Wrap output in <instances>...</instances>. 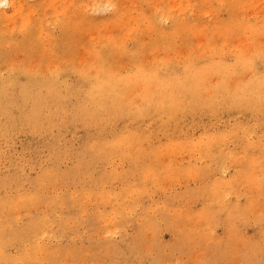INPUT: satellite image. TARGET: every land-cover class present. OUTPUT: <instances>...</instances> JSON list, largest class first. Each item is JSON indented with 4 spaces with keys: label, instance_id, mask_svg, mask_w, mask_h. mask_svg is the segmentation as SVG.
Returning <instances> with one entry per match:
<instances>
[{
    "label": "rangeland",
    "instance_id": "1",
    "mask_svg": "<svg viewBox=\"0 0 264 264\" xmlns=\"http://www.w3.org/2000/svg\"><path fill=\"white\" fill-rule=\"evenodd\" d=\"M175 2L0 0V264H264V0Z\"/></svg>",
    "mask_w": 264,
    "mask_h": 264
},
{
    "label": "bare ground",
    "instance_id": "2",
    "mask_svg": "<svg viewBox=\"0 0 264 264\" xmlns=\"http://www.w3.org/2000/svg\"><path fill=\"white\" fill-rule=\"evenodd\" d=\"M9 1H10V0H9ZM168 1H170V0H168ZM171 1H172V0H171ZM177 1H178V0H177ZM184 1H185V0H184ZM6 2H7V1H6ZM109 2H110V0H109ZM114 2H115V1H114ZM119 2H120V1H119ZM179 2H181V1L179 0ZM182 2H183V0H182ZM182 2H181V3H182ZM254 2H255V1H254ZM259 2H260V1H259ZM259 2H258V3H259ZM4 3H5V2H4ZM9 3H10V2H9ZM11 3H12V0H11ZM13 3H14V2H13ZM175 3H176V2H175ZM177 3H178V2H177ZM177 3H176V5L178 6V8H180L181 3H180V4H177ZM168 4H169V3H168ZM234 4H235V3H234ZM237 4H239V3H237ZM11 5H13V4H11ZM111 5H112V4H111ZM117 5H118V4H117ZM182 5H183V3H182ZM254 5H255V4H254ZM256 5H257V4H256ZM262 5H263V4H262ZM87 6H88V5H87ZM164 6H165V5H164ZM174 6H175V5H174ZM177 6H175L176 8L174 7L175 10H177ZM235 6H236V5H235ZM92 7H93V5H92ZM96 7H98V6H96ZM171 7H172V6H170V8H171ZM181 7H183V6H181ZM13 8H14V7H13ZM101 8H102V7H101ZM15 9H16V8H15ZM86 9H87V8H86ZM98 9H99V8H98ZM103 9H104V8H103ZM167 9H168V8H167ZM172 9H173V7H172ZM180 9H182V8H180ZM135 10H136V9H135ZM169 10H171V9H169ZM75 11H76V10H75ZM132 11H133V10H132ZM147 11H148V10H147ZM157 11H159V10H157ZM160 11H162V10H160ZM173 11H174V10H173ZM173 11H171V12H173ZM4 12H5V11H4ZM86 12H87V11H86ZM135 12H136V11H135ZM183 12H184V11H183ZM74 13H75V12H74ZM113 13H114V12H113ZM131 13H132V12H131ZM156 13H157V12H156ZM238 13H239V12H238ZM76 14H77V12H76ZM161 14H162V13H161ZM161 14H160V15H161ZM256 14H257V13H256ZM256 14H255V15H256ZM259 14H260V16H264V11L261 10V12H260ZM259 14H258V15H259ZM123 15H124V14H123ZM133 15H134V14L132 13V15L129 16L130 20H131V19L133 20L134 17L136 16V15H134V16H133ZM156 15H157V14H156ZM158 15H159V14H158ZM163 15H165V16L168 15V16H169V14H167V15H166V14H163ZM75 16H76V15H75ZM75 16H74V18H75ZM132 16H133V18H132ZM165 16H164V17H165ZM168 16H167V17H168ZM171 16H172V15H171ZM260 16H259V17H260ZM136 17H137V16H136ZM159 17H160V16H159ZM70 18H71V17H70ZM121 18L123 19V17H121ZM160 18H163V17H160ZM165 18H166V17H165ZM72 19H73V17L71 18V20H72ZM80 19H81V18H80ZM85 19H86V18H85ZM113 19L115 20V18H113ZM119 19H120V18H119ZM135 19H136V18H135ZM135 19H134V20H135ZM210 19H211V18H210ZM68 20H69V19H68ZM105 20H106V19H105ZM111 20H112V19H111ZM132 20H131V21H132ZM134 20H133V21H134ZM160 20H161V19H160ZM262 20H263V19H262ZM28 21H29V19L27 20V18H26V21H24V23H25V22L28 23ZM66 21H67V20H66ZM118 21H119V20H118ZM135 21H136V20H135ZM146 21H147V20H146ZM148 21H150V20H148ZM263 21H264V20H263ZM68 22H69V21H68ZM107 22H108V20H107ZM107 22H106V23H107ZM114 22H115V21H114ZM116 22H117V21H116ZM116 22H115V23H116ZM119 22H120V21H119ZM125 22H126L125 24H127V20H126ZM128 22H129V21H128ZM64 23H65V22H64ZM66 23H67V22H66ZM100 23H101V22H100ZM104 23H105V22H104ZM132 23H133V22H132ZM136 23H137V22H136ZM148 23H149V22H148ZM148 23H147V24H148ZM116 24H117V23H116ZM123 24H124V22H123ZM125 24H124V25H125ZM23 25H24V27L26 26V24H23ZM66 25H67V24H66ZM93 25H94V23H93ZM100 25H101V27H102V24H100ZM106 25H107V24H106ZM124 25H123V26H124ZM130 25H131V24H130ZM130 25H128V26L126 25V26L129 27ZM72 26H73V25H72ZM120 26H122V25H120ZM131 26H132V25H131ZM148 26H149V25H148ZM151 26H152V25H151ZM151 26H149V27L151 28ZM159 26H160V25H159ZM237 26H238V25H237ZM106 27H107V26H106ZM110 28H111V27H110ZM112 28H113V27H112ZM130 28H132V27H130ZM130 28H128V29H130ZM147 28H148V27H147ZM150 28H148V30H149ZM26 29H27V28H26ZM137 29H138V26H137ZM141 29H142V28H141ZM141 29H140V30H141ZM151 29H152V28H151ZM153 29H154V28H153ZM229 29H230V28H229ZM79 30H80V29H79ZM142 30H143V29H142ZM144 30H145V29H144ZM144 30H143V31H144ZM179 30H180V29H179ZM107 31H108V30H107ZM111 31H112V30H111ZM130 31H131V30H130ZM130 31H129V32H130ZM227 31H228V30H227ZM29 32H30V30H29ZM129 32H127V34H128ZM134 32H136V31L134 30ZM134 32H133V33H134ZM145 32H146V31H145ZM93 34H94V33H93ZM95 34H96V33H95ZM114 34H115V33H114ZM119 35H120V34L118 33V36H119ZM100 36H101V35H100ZM102 36H103V35H102ZM114 36H117V35H114ZM121 36H122V35H121ZM97 37H98V38H103V37H99L98 35H97ZM119 37H120V36H119ZM107 38H109V40L112 42V40H113L115 37L113 38V36L110 37V35H109V36H107ZM111 38H113V39H111ZM123 39H124V38H123ZM123 39L121 38L122 41H123ZM243 39H244V38H243ZM98 41H99V40H98ZM116 41H117V39H116ZM116 41H115V39H114L113 42L115 43ZM102 42H103V41H102ZM102 42H100V44H101ZM113 42H112V43H113ZM116 43H117V42H116ZM96 44H97V43H96ZM100 44H99V45H100ZM198 44H199V41H198ZM115 45H116V44H115ZM111 46H112V45H111ZM117 46H118V45H117ZM114 47H115V46H114ZM120 48H121V47H120ZM120 48H119V49H120ZM122 48H123V47H122ZM124 48H126V47L124 46ZM124 48H123V49H124ZM120 50H121V49H120ZM125 50H126V49H125ZM125 50H124V51H125ZM244 51H245V50H244ZM97 52H98V51H97ZM161 52H162V51H161ZM240 52H241V50H240ZM246 56H247V55H246ZM246 56H245V58H246ZM84 58H85V57H84ZM84 58H83V59H84ZM221 58H222V57H221ZM59 59H60V58H59ZM219 59H220V58H219ZM97 60H98V59H97ZM171 60H172V59H171ZM204 60H205V59H204ZM167 62H168V60H167ZM174 62H176V61H174ZM177 62H178V61H177ZM189 62H190V61H189ZM199 62H200V61H199ZM89 63H90V62H89ZM193 63H194V62H193ZM197 63H198V62H197ZM197 63H196V64H197ZM94 64H95V63H94ZM184 64H185V63H184ZM261 64H262V63H261ZM189 65H190V64H189ZM189 65H188V66H189ZM234 65H235V64H234ZM134 66H135V65H134ZM186 66H187V64L185 65V67H186ZM149 67H150V66H149ZM152 68H153V66H152ZM169 68H171V67H169ZM178 68H179V67H178ZM219 68H220V67H219ZM141 69H142V68H141ZM184 69H185V68H184ZM184 69H183V70H184ZM165 70H166V69H165ZM179 70H180V69H179ZM183 70H182V72H183ZM152 71H153V70H152ZM159 71H160V73H161V70H159ZM180 71H181V70H180ZM137 72H138V71H137ZM116 73H117V72H116ZM147 73H148V72H147ZM169 73H170V72H169ZM119 74H120V73H119ZM164 74H166V73H164ZM258 74H259V73H258ZM122 76H123V74H122ZM128 76H129V75H128ZM154 76H155V75H154ZM198 76H199V75H198ZM174 77H175V76H174ZM121 78H122V77H121ZM123 78H124V77H123ZM140 78H141V77H140ZM142 78H143V77H142ZM142 78H141V79H142ZM147 78H148V77H147ZM199 78H200V77H199ZM207 78H208V77H207ZM125 79H126V78H125ZM250 79H251V78H250ZM121 80H122V79H121ZM167 80H168V79H167ZM188 80H190V78H189ZM216 80H217V79H216ZM89 82H90V81H89ZM89 82H88V83H89ZM184 82H185V81H184ZM184 82L182 83L183 85L185 84ZM189 82H191V81H189ZM189 82H188V83H189ZM128 83H129V82H128ZM157 83H158V81H157ZM188 83H187V84H188ZM200 83H201V82H200ZM260 83H261V82H260ZM132 84H133V83H132ZM154 84H155V83H154ZM189 84H190V83H189ZM239 84H240V83H239ZM241 84H242V83H241ZM183 85H182V86H183ZM198 85H199V84H198ZM247 85H248V84H247ZM263 85H264V84H263ZM166 86H167V85H166ZM234 86H235V85H234ZM257 86H258V85H257ZM260 86H261V85H260ZM153 87H154V86H153ZM183 87H184V86H183ZM220 87H222V86H220ZM262 87H263V86H262ZM155 88H156V87H155ZM167 88H169V87H167ZM179 88H180V87H179ZM138 89H139V88H138ZM151 89H152V88H151ZM170 89H173V88L171 87ZM245 89H246V88H245ZM162 90H163V89H162ZM182 90H183V89H182ZM223 90H224V88H223ZM229 90H230V89H229ZM229 90H228V91H229ZM158 91H159V89H158ZM220 91H221V90H220ZM220 91H219V92H220ZM154 92H155V91H154ZM182 92H183V91H182ZM163 93H164V92H163ZM224 93H225V92H224ZM229 93H230V92H229ZM130 94H131V93H130ZM164 95H168V93H167V94H164ZM191 95H192V94H191ZM224 97H225V96H224ZM142 101H143V100H142ZM149 101H151V100L149 99ZM114 102H115V101H114ZM144 102H145V101H144ZM144 102H143V103H144ZM228 103H229V102H228ZM242 121H243V120H242ZM242 121H241V122H242ZM243 129H244V128H243ZM116 130H117V129H116ZM125 140H126V139H125ZM146 179H147V178H146ZM217 228H218V227H217Z\"/></svg>",
    "mask_w": 264,
    "mask_h": 264
}]
</instances>
